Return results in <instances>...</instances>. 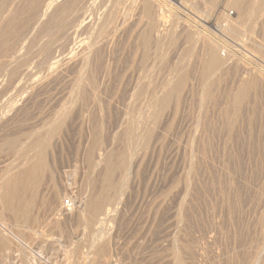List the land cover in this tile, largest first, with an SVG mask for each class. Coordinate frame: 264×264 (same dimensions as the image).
<instances>
[{"label":"rangeland","instance_id":"374dc122","mask_svg":"<svg viewBox=\"0 0 264 264\" xmlns=\"http://www.w3.org/2000/svg\"><path fill=\"white\" fill-rule=\"evenodd\" d=\"M47 1L48 0H0V119L3 120L4 118L5 120L6 118L8 120L0 121V125L5 122L0 126V144L1 146L3 145L2 147L0 146V156H3L0 157V164L2 161H4L2 162L3 165L1 164L0 166V179H2L0 184H4L3 182L8 180L9 178L16 177L20 171V175L18 174L17 179L20 178L19 184H21L22 186L19 185L18 189L22 188L23 191L29 189L28 191L26 190L28 193H26V191L23 192L21 189L22 192L20 193L21 195H19L21 198L19 199L18 196L19 202H21L22 200L26 201H22L21 203H27V206L24 204L23 206L21 205V203H17L18 199H16V202L14 199L11 201L15 202V205H12L13 203L5 204L0 198V220H2L0 221V250L2 251L0 253V255L2 254L0 256V264H4L5 262V264H31V260L32 264H99V262L103 259V256H107L108 263L110 262L109 264H171V254L172 252L175 254L176 251H174V249L176 247L200 245L223 247L224 249L221 248V250H224L223 252L226 253L223 254L222 259L224 260L222 261L225 263L227 262L226 264H230L228 262L231 261L230 258H232L231 255H233L232 250L234 248L245 250L244 246H246V249L249 248L248 246H250L251 249L256 246L263 247L264 227H262V225L264 226V224H261L263 223L261 222L262 206L259 205L264 204L262 203L264 202V199L262 200V198H264V160L262 161L264 156V141H261L264 140V0H148L149 2L146 0L148 4L150 3L148 10L149 14L145 12V10H143L144 4L141 3H145L144 0H135V3L133 0L132 3L134 4H132L130 0H93L94 3L92 0H88L91 3H89L88 1L87 3L85 0H79L78 2H75L76 4H78L77 8H75L76 4H74L73 0L72 2L71 0H66L67 4L69 2L71 3L68 4L70 7H68L67 4L64 5L65 0H59L60 4L58 0H55V2H57L52 4L48 11L45 10L44 5L47 3ZM139 1L140 4L138 3ZM81 2H83L84 5H82ZM159 3H162V6L164 8L159 7ZM61 4H63L64 6ZM60 5L62 6V8H60ZM79 5L82 6L80 7ZM125 5H127V7ZM105 6L107 7L106 9ZM152 6H154L153 8H155L154 11ZM102 8L104 11L102 10ZM74 9L75 13H72ZM132 9H134V11H132ZM53 10H56L55 14L58 13V15L55 16ZM58 10L60 12L65 10L66 14L63 15L59 13ZM79 10H86L88 13H90L91 18L92 20L94 19V21L99 19L98 25L96 26L95 30L96 32L88 29L84 31V34L82 33L83 35H79L77 36V38H75V41H78V39L80 40L81 36V39L91 36L90 39L92 41H99L96 42L99 43L96 45L97 49L95 47L93 50L95 51L96 49L98 53L96 51L92 52V58L90 59H93L92 61L96 62V64H92L93 62L91 61L92 65L89 66L90 62H88V65H86V67H88H85L86 69L71 67V70L69 71L66 68L70 69V66L66 65L64 67L65 64L62 63L63 66L61 67L60 65V67H56V69H54L56 72L53 73V70L48 69L49 59L47 58L51 57L50 54H52L53 56L57 54L58 50H60L59 47L64 44L62 42H65L67 39L65 38V36H68L67 32H65L64 29L66 27L65 25L72 19L74 15H76ZM119 10L122 11L120 12ZM51 11L53 12L50 13ZM165 11L167 14L164 13ZM48 13L51 16L48 15ZM129 13L132 15L130 16ZM140 13H144L145 15ZM60 15L61 17L63 16V18H61ZM98 15L101 16L98 17ZM120 15L122 16L120 17ZM124 15L127 17H125ZM160 15L163 16L161 17ZM41 16H43L42 20H40ZM52 16L55 17L53 18ZM129 16L131 20L130 23L128 18ZM131 17L132 19H134L132 20ZM160 17V21L163 24L159 23L160 21L158 22ZM189 17L192 19H190ZM50 18H52L53 22L50 20ZM126 18L128 19V22L126 21ZM49 20L52 23L51 25H49ZM118 21H122V23H119ZM164 21H166V23ZM45 22L49 24L46 25ZM114 22L117 26L114 25ZM110 24L113 25L111 26ZM133 24L135 26H133ZM43 26L46 28H44ZM48 26L49 29H51L50 31L47 28ZM114 26L117 27L118 30ZM19 27L20 29H18ZM122 27H125L127 30L124 28V31L121 32L123 30L121 29ZM39 28L42 31H40ZM111 28H115L117 33H115L113 31L114 29ZM160 28L162 29V31ZM49 32H54L53 34L56 35H53L52 38V34H50ZM60 32L62 34H60ZM64 32L66 34H64ZM89 32H93V34H90ZM127 32L131 33L129 34ZM94 33L96 34L95 36ZM111 33L112 35H114L115 33V36H112ZM118 33L120 37L117 40L116 37L118 35L116 36V34ZM59 34L62 36L58 37ZM105 34H107V37L105 36ZM127 34L130 36L128 37ZM63 35L65 36L63 37ZM111 37H114L116 41H114V38L111 39ZM105 39H107V42L110 46L107 44ZM223 40H225V42ZM101 42H103L104 44L102 43L101 45ZM217 42H222V45L221 43L219 44ZM114 43H116L117 46ZM77 44L78 42L74 45L75 48L77 47ZM55 45L58 46L53 48V46ZM99 45L102 50H100V48L98 47ZM107 45L109 47H111L112 45L113 48L111 47L109 49V47H106ZM214 46H217V50L219 52L216 50V52H218L216 54L218 59H220L215 66L211 67L209 66L210 49ZM225 47L229 48L226 49ZM113 49L116 50L113 51ZM232 49H234L235 51ZM75 50H78V48ZM233 52L235 53V55ZM101 54L105 58H103ZM97 55H99L100 58L95 57ZM101 57L102 60H100ZM96 58L99 61H97ZM243 59L244 61H242ZM43 65L45 67H43ZM256 65L257 68H255ZM216 67L218 70L216 69ZM58 68H63V71L60 69L59 70L65 74H63L59 70L58 72ZM209 68L212 70H209ZM248 69H250V72ZM22 70L25 71L23 72ZM83 70L85 74L83 73ZM86 70L87 73L88 70H90V74L91 72L95 74H92L91 77L89 73H86ZM45 71H47L48 73ZM81 75H83V78H81ZM48 76H50L49 78L60 79H52L53 81H51V79H48ZM60 76L65 79L62 80L63 78ZM94 76H97V81H94L96 80ZM170 76L171 78H173L171 79ZM44 77H47L46 80H43L45 79ZM78 77H80L81 79L78 80ZM84 77H91V80L94 77V79L92 80L94 81V86H92L90 79H88L90 81L89 82L87 79L86 81ZM73 78H75V80H73ZM77 80L82 83L85 80L84 83H89L82 85V83L77 82ZM98 80H100V83H98ZM169 80L173 82H170ZM40 81L45 86L42 85ZM72 82H74L75 84L77 82V84L75 85ZM213 82H215V84L217 85H215ZM35 84L38 86H35ZM247 85L248 87H246ZM72 86L73 89L71 88ZM75 88L77 92L75 91ZM71 89L74 93L71 91ZM239 89L244 92L242 96L243 98H241L239 101H236L234 99V93H236ZM36 91H38V93ZM136 91L138 92V94H136ZM141 91L145 92L140 93ZM100 92H102V95ZM77 93L79 95L76 96ZM204 94L206 98L204 97ZM136 96H138V98H136ZM157 100L160 103H157ZM153 101H155L154 104ZM71 102H74V104H72ZM214 102L218 104H215ZM84 104L86 107L84 106ZM10 106L15 107L10 108ZM57 107L59 108V110ZM15 108L17 110H13ZM23 108L25 109L23 110ZM60 108L62 111H60ZM70 108H72V111ZM12 111L15 113H13ZM67 111L70 114H67ZM62 113L65 114L63 115ZM60 114L65 116V118ZM60 119L61 122L59 121ZM50 121H54L52 123H55L57 121V127H54L55 124H52ZM58 122H60V125H58ZM48 123L52 124L50 125V128H47V126L49 125ZM47 131L48 133L45 134ZM206 131L209 134H207ZM25 132H27V134ZM32 132L34 135L32 134ZM37 133L39 134V136ZM93 133L95 134V136H93ZM154 134H157V137ZM13 135L14 137H12ZM8 136L10 139L8 138ZM23 136L25 139L23 138ZM35 136L37 137L36 139L41 138V140L38 139V142L34 141ZM5 137H7L8 139ZM26 137L32 139L28 141L29 139H27ZM1 138L5 140H2V142ZM18 139L20 142L18 141ZM94 139L96 142L93 141ZM16 141H18L19 143H16ZM31 141H34V143H36L34 144L32 142V144H30ZM40 141L42 144L39 143ZM89 141L91 147H89ZM99 141L100 146L97 144ZM142 141L145 145H142L141 147V144H143ZM93 142H95L96 144H94ZM92 143L94 144V146ZM28 144H30L31 146H28ZM38 144L40 145L38 146ZM138 144H140V146ZM22 145L27 146L31 151H27L28 148H24V150ZM20 146L21 148L19 149ZM32 146L35 149L32 148ZM101 146L102 148L104 147V152L102 151ZM106 146L107 148H105ZM135 146L137 149L135 148ZM5 147L9 148L6 149ZM134 148L135 150H138L135 151V153L133 152ZM12 149L15 150L13 151ZM20 150L24 151L22 152ZM36 150L37 152L35 154ZM45 150L47 152H45ZM107 150L109 152H107ZM25 151L28 153L24 158L23 154L26 153ZM41 151L46 159L41 154ZM86 151L87 153H89L87 154ZM115 151L119 154H115ZM131 151L132 154L130 155ZM92 152L93 154L95 153L94 155H96L97 157H94L93 154H91ZM15 153H19L18 157ZM33 153L34 157L32 155ZM37 153L41 156L42 162L43 160L44 162L42 163L43 167H40V169H42L40 170L38 168L35 173V175L38 176V179L40 178V181H38L37 179V182H35L36 184H31L27 176L24 177L25 175L23 173V169H27L29 165H32L30 163H33L35 160L37 161L36 158L40 157L39 155H37ZM47 153L48 155H46ZM20 154H22L23 161H26L25 164V161L23 162L22 158H20ZM127 154L130 156H128ZM87 155L88 157L91 156L89 157L91 161L87 157V162V160L85 159ZM99 155H101V157ZM83 156L85 157L84 159L86 161L83 159ZM125 156L127 158H125ZM131 156H133L132 160ZM198 156L200 157L198 158ZM29 157H32L33 159L31 160ZM128 157H130V159H128ZM3 158H10L9 161L13 160V163L8 162V159H6V161ZM27 158L28 161L30 159L28 163L26 160ZM92 158L95 160L97 159V163L93 161ZM100 158V161L102 162L99 161ZM118 158H122L123 160L120 159L122 160L120 161ZM14 159H16L15 162ZM36 161L34 163H36ZM130 161L134 163V165L130 164ZM4 163L7 164L5 165ZM18 163L22 164L19 165ZM108 164L112 168H107ZM112 164L114 165V167ZM128 164H130L131 166H129ZM207 164L209 165V168ZM4 165L5 167L3 168L2 166ZM9 165L13 166V169H11L12 171L10 170V173L9 168L11 167H9ZM17 166H19L20 168ZM44 166L46 167V169H44ZM50 166H52V169L48 168ZM14 167L15 169H17L15 170ZM119 167L121 168L120 170L122 171L123 175L121 174V171L117 169ZM129 168H131V170L127 171ZM260 168L262 169L260 170ZM103 169L104 171L102 172ZM39 170L41 173L39 172ZM42 170H44L45 173ZM51 171H53V173ZM2 172H4V174ZM37 172L39 173L38 175ZM21 173H23V175ZM244 173L245 175H247V177L244 175ZM10 174L12 175V177ZM112 174L115 175L113 176ZM116 174L118 175V178H115L114 180L113 178L115 176L117 177ZM4 175L7 177V179H5L6 177ZM54 175H56L57 178L54 177ZM125 175L126 179L123 178ZM21 178H23V180ZM111 179H113L114 181ZM20 180L28 181L29 185H27L29 187L27 185H24L27 182L24 183ZM50 180L53 181L51 182ZM67 180H70V183ZM88 180L90 181L88 182ZM235 180L239 184L235 183ZM65 181L68 183L66 184ZM97 181L99 182V184L97 183ZM41 182H44V184H42ZM87 182L91 185H89ZM109 182L113 183L109 184ZM57 183H59V187L61 188V190L64 189L63 191L60 190V188L57 186ZM222 183H224V185L226 183V185L223 186ZM100 184H102V186ZM1 185L0 188L2 187ZM103 185L108 187L104 188ZM110 185H112V187ZM118 185L120 187H118ZM26 186L28 188H26ZM42 186L44 187L42 188ZM80 186H83L84 188H81ZM23 187L26 189H24ZM45 187L48 189H46ZM98 187L100 190H98ZM262 187L263 189H261ZM31 188V192H35L36 196L39 199L36 198V196H32L35 195V193L31 194V192H29ZM114 188L119 189L117 190V193L119 192V195H117V193H112L116 191ZM1 189L0 191H2ZM38 189L41 191H39ZM96 189L98 190L99 194L94 192L92 196H90L89 194H91L93 191L97 192ZM121 189L123 191L120 192ZM55 190L57 192L60 191L61 193L58 192L57 195ZM87 190H89V194ZM85 191L87 192L85 193ZM100 192H103L102 195L106 197L105 202L107 203V205L105 207L110 208L111 211L114 208V210L116 209V211H112V215L105 217V219H102L100 227L102 230L103 239L101 236L100 239L102 240L98 239V242L96 241L94 244L95 246L93 245V247L89 249L91 241L90 238L91 236H93L94 231H96L97 224L93 225V222H91V218H89L90 214L87 217V214L90 213L89 210H91V207L88 205H91L93 202H95V200L99 198V196H102ZM107 192H109L108 195ZM23 194L24 196H22ZM26 194L27 196L25 197ZM50 194H52V197L50 196L49 198ZM61 194H65L64 197L66 198L63 199V195ZM95 194L96 196H94ZM235 194L237 196H235ZM30 195L32 197H30ZM53 195H56V197H58L57 199L54 196V198L58 200V202L53 198ZM67 195L69 197H67ZM109 195L111 197H108ZM60 196L62 197V200L60 199ZM251 196L254 198H252ZM79 197L81 198V200ZM83 197L84 199H82ZM29 198L33 199L32 202ZM85 198L86 200L90 199V201L88 202L91 203L89 204L88 202H86ZM94 198L96 199L94 200ZM41 199L43 200L42 204L45 206L42 208ZM53 199L55 201V205L52 202ZM238 199L239 201H237ZM46 200L51 204L49 203V205ZM67 200H69V205L67 204ZM29 201L32 203V205L29 204ZM33 201H35V204ZM109 201L111 202L109 203ZM119 201L121 202L119 203ZM78 202L80 205L78 204ZM85 202L88 204L84 205L86 204ZM116 202L117 206L115 205ZM16 203L19 205H17ZM45 203H47L48 206L45 205ZM56 203H58L60 206H58V204ZM61 203L63 204V206ZM75 204L78 206H75ZM110 204H112L113 207ZM9 205H11L10 210H7V208H9ZM64 205L66 207H64ZM22 206L23 208L21 209ZM47 207L49 210H53V212L57 209H67H62L61 211L57 210L58 216L55 215L56 217H54L53 215L56 214V211L54 213H51L47 209ZM72 207L74 208L71 209ZM88 207H90L89 210ZM4 208L7 211H5ZM45 208L48 211L44 210ZM76 208L78 209L76 210ZM86 208L88 211L85 210ZM12 209L13 212L11 211ZM19 209L21 210L20 212ZM25 209L27 212L25 211ZM81 210L83 211V213L85 212L84 214H86V211L88 212L85 217L82 216V214L80 217ZM226 210L228 212H226ZM10 211L11 214H14L9 215ZM14 211H18L19 213ZM5 212H7L8 214ZM47 212L52 216L50 217ZM20 214H23L22 217ZM28 214L30 215L29 218H27ZM33 214L36 215L33 216ZM14 215L17 217V219ZM42 215H44L45 217L47 216V218L49 217V221L53 220L54 218L55 219L49 222L48 219L43 216V218L45 219L44 221V219H42ZM71 217L73 218L72 220L70 219ZM82 217L84 219H82ZM67 218L71 220H68L69 223L66 220ZM86 218H88L89 220ZM14 220L17 224L13 222ZM33 220L34 222H32ZM38 220L41 222L42 227ZM86 220L88 222H86ZM259 220H261V223L259 222ZM46 222H48L49 224ZM51 222H53L54 225L57 223V225H55L57 228L53 224H51ZM59 223L61 225L63 224V226L61 227ZM86 223L88 224V226ZM36 224L38 225L33 226ZM26 225L30 226L28 227ZM51 225H53L52 227L54 229L51 227ZM46 226L47 228H45ZM58 228H60L61 230ZM49 230L52 232H49ZM40 231L42 233H45L46 235L42 234ZM38 232H40V234H38ZM6 234L7 237L9 235L11 237L9 236L7 238ZM41 234L44 235V237H41ZM204 235H206V237H204ZM68 240L70 241V243ZM101 244H103L102 247ZM238 246H243V248ZM35 251L37 252V254ZM94 251L99 255V258L98 255H95ZM86 252H89V254ZM75 254H77L78 256H75ZM92 254H94V256ZM50 255L53 258L50 257ZM89 255L93 256L94 258L97 256L95 258L97 259V262L95 263L94 261L96 260L92 259L93 257H90ZM88 256L89 258H87ZM78 257H81V259H79ZM90 258L94 261H92Z\"/></svg>","mask_w":264,"mask_h":264},{"label":"bare ground","instance_id":"6f19581e","mask_svg":"<svg viewBox=\"0 0 264 264\" xmlns=\"http://www.w3.org/2000/svg\"><path fill=\"white\" fill-rule=\"evenodd\" d=\"M23 1H24V0H23ZM26 1H27V0H26ZM58 1H59V0H58ZM73 1H74V4H76L75 2H78L79 0H73ZM80 1H81V0H80ZM83 1H84V0H83ZM85 1L87 2L88 0H85ZM92 1H93V0H92ZM137 1H138V0H137ZM137 1H136V3H137ZM140 1H141V0H140ZM140 1L138 2L139 4H140ZM142 1H143V0H142ZM144 1H145V3H141V4H144V6H143V10H145V12L148 13V10H149V4H150V3L148 4V2H149L148 0H147L148 2H147L146 0H144ZM164 1H165V0H164ZM29 2H30V1H29ZM39 2H40V1H39ZM45 2H46V1H45ZM56 2H57V1H56ZM56 2H55V0H48L47 3L44 4V5H45V10L48 11V9L52 6V4H54V3H56ZM61 2H62V1H61ZM68 2H69V1H68ZM71 2H72V0H71ZM88 2H89V1H88ZM88 2H87V3H88ZM108 2H109V1H108ZM130 2L132 3L133 0H132V1L130 0ZM155 2H156V1H155ZM63 3H64V1H63ZM81 3H82V5H84L83 2H81ZM89 3H91V2H89ZM93 3H94V1H93ZM93 3H92V4H93ZM100 3H101V2H100ZM128 3H129V1H128ZM134 3H135V0H134ZM134 3H132V4H134ZM157 3H158V2H157ZM59 4H60V1H59ZM66 4H67V3H66V0H65V4H64V5H66ZM68 4H71V3L69 2ZM68 4H67V5H68ZM109 4H110V3H109ZM115 4H116V3H115ZM8 5H9V4H8ZM25 5H26V4H25ZM44 5H43V7H44ZM61 5H63V4H61ZM61 5H60V6H61ZM64 5H63V6H64ZM77 5H78V4H76V7H75L74 5H73V6H74L75 8H77ZM82 5H79V6L81 7ZM93 5H94V4H93ZM107 5H108V4H107ZM158 5H159V7H163V6H162V3H159ZM164 5H165V4H164ZM168 5H169V4H168ZM6 6H7V5H6ZM19 6H20V5H19ZM57 6H58V5H57ZM73 6H72V7H73ZM86 6H87V5H86ZM86 6H85V8H86ZM89 6H90V5H89ZM102 6H103V5H102ZM125 6L127 7V5H125ZM132 6H133V5H132ZM140 6H141V5H140ZM154 6H155V5H154ZM154 6H152V8H153ZM165 6H166V5H165ZM7 7H8V6H7ZM58 7H59V6H58ZM68 7H70V6L68 5ZM72 7H71V8H72ZM135 7H136V6H135ZM34 8H35V7H34ZM60 8H62V6H61ZM63 8H64V7H63ZM71 8H70V9H71ZM93 8H94V7H93ZM106 8H107V7L105 6V9H106ZM163 8H164V7H163ZM180 8H181V7H180ZM41 9H42V8H41ZM57 9H58V8H57ZM68 9H69V8H68ZM68 9H67V10H68ZM87 9H88V8H87ZM122 9H123V6H122ZM134 9H135V8H134ZM134 9H132V11H134ZM150 9H151V8H150ZM154 9H155V8H153V11H154ZM156 9H157V7H156ZM159 9H160V8H159ZM171 9H172V8H171ZM5 10H6V9H5ZM21 10H22V9H21ZM30 10H31V9H30ZM61 10H62V9H61ZM65 10H66V8H65ZM65 10H64V11H61V12L58 10V12L64 15V14H66V13H65ZM93 10H94V9H93ZM102 10H103V8H102ZM113 10H114V9H113ZM140 10H141V9H140ZM173 10H174V8H173ZM11 11H12V10H11ZM40 11H41V10H40ZM40 11H39V12H40ZM53 11H54V10H53ZM53 11H51L50 13H52ZM55 11H56V10H55ZM55 11H54V15L56 16V15H58V13L55 14ZM103 11H104V10H103ZM119 11H120V10H119ZM121 11H122V10H121ZM121 11H120V12H121ZM137 11H138V10H137ZM155 11H156V10H155ZM12 12H13V11H12ZM45 12H46V11H45ZM45 12H44V13H45ZM66 12H67V11H66ZM110 12H111V11H110ZM112 12H113V11H112ZM123 12H124V11H123ZM156 12H157V11H156ZM18 13H19V12H18ZM46 13H47V12H46ZM72 13H75V9L73 10ZM95 13H96V10H95ZM95 13H94V14H95ZM101 13H102V12H101ZM101 13H100V14H101ZM117 13H118V12H117ZM130 13H132V12H130ZM130 13H129V14H130ZM133 13H134V12H133ZM147 13H146V14H147ZM151 13H152V12H151ZM164 13H166V11H165ZM23 14H24V13H23ZM97 14H98V13H97ZM120 14H121V13H120ZM136 14H137V13H136ZM140 14H144V13H140ZM148 14H149V13H148ZM161 14H162V12H161ZM166 14H167V13H166ZM0 15H1V14H0ZM35 15H36V14H35ZM43 15H44V14H43ZM48 15H50V14L48 13ZM101 15H102V14H101ZM101 15H100V16H101ZM122 15H123V13H122ZM122 15H120V17H121ZM131 15H132V14H130V16H131ZM144 15H145V14H144ZM144 15H142V16H144ZM151 15H152V14H151ZM155 15H156V14H155ZM177 15H179V14H177ZM234 15H235V14H234ZM13 16H14V15H13ZM25 16H26V15H25ZM30 16H31V15H30ZM50 16H51V15H50ZM55 16H54V17H55ZM100 16L98 15V17H100ZM116 16H117V15H116ZM124 16H125V15H124ZM130 16L128 17V18H129V23H130V21H131V20H130ZM147 16H148V15H147ZM152 16H153V15H152ZM152 16H151V17H152ZM160 16H161V15H160ZM162 16H163V15H162ZM162 16H161V17H162ZM17 17H18V16H17ZM42 17H43V16H41V19H40V20H42ZM52 17H53V16H52ZM54 17H53V18H54ZM60 17H61V15H60ZM125 17H127V16H125ZM125 17H124V18H125ZM137 17H139V16H137ZM161 17L159 18V20L157 19L158 22L161 20ZM178 17H180V16H178ZM246 17H247V16H246ZM4 18H5V17H4ZM24 18H25V17H24ZM47 18H49V17H47ZM56 18H57V17H56ZM61 18H63V16H62ZM64 18H65V17H64ZM70 18H71V17H70ZM122 18H123V17H122ZM135 18H136V17H135ZM148 18H149V17H148ZM163 18H164V17H163ZM163 18H162V19H163ZM189 18H190V17H189ZM238 18H239V17H238ZM241 18H242V17H241ZM243 18H244V17H243ZM7 19H8V18H7ZM96 19H98V18H96ZM100 19H101V18H100ZM118 19H119V18H118ZM131 19H132V17H131ZM133 19H134V18H133ZM133 19H132V20H133ZM151 19H153V18H151ZM190 19H192V18H190ZM9 20H10V19H9ZM11 20H12V19H11ZM47 20H48V19H47ZM50 20L52 21V18H50ZM50 20L48 21L50 24L45 22L46 25H47V24H49V25L52 24V23L50 22ZM58 20H59V19H58ZM58 20H57V21H58ZM120 20H121V18H120ZM124 20H125V19H124ZM135 20H136V19H135ZM138 20H139V19H138ZM157 20H156V21H157ZM165 20H166V19H165ZM167 20H168V19H167ZM186 20H187V19H186ZM18 21H19V20H18ZM45 21H46V20H45ZM98 21H99V19H98V20H95V21H94V19L92 20L90 13H88L86 10H79V11L76 13V15H74V16L72 17V19H71V20L65 25L66 27H65L64 29H65V32H67V35H68V36L66 37L65 35H63V37L65 36V38H67L66 41L64 40L65 42H62V43H64V44L61 43L62 45H61V47H59L60 50L57 49V50H58V51H57V54H55V55H53V56H52V54H50L51 57H50V58H47V59H49V62H48V69H49V70H53V71H54L53 73H55L56 71H55L54 69H56V67H60V65H61V67H62V66H63L62 63L65 64L64 67H65L66 65H67V66H68V65L70 66V69H69V68H66V69H68L69 71L71 70V67L85 68L86 65H88V64H87L88 62H90L89 66L92 65V64H94V63L96 64V62H93V61H92L93 59H92V60H90V59L92 58V57H91L92 52H95L96 49H97L96 45L99 44V43H96V42H97L98 40H97V41H92V40L90 39L91 36H88V37L83 38V39H81V38H82V36H81L80 40L78 39V41H75V38H77V36H79V35H83V34H84V31H86V30H88V29H91L92 31H95V30H96V26L98 25ZM115 21H117V20H115ZM122 21H123V20H122ZM122 21H121V22L118 21V22H119V23H122ZM126 21L128 22V19H127V18H126ZM148 21H149V20H148ZM192 21H193V20H192ZM196 21H197V20H196ZM52 22H53V21H52ZM149 22H150V21H149ZM164 22L166 23V21H164ZM22 23H23V22H22ZM45 23H44V24H45ZM55 23H56V22H55ZM57 23H58V22H57ZM59 23H60V22H59ZM106 23H107V22H106ZM106 23H105V24H106ZM123 23H124V22H123ZM132 23H133V22H132ZM132 23H131V24H132ZM135 23H136V22H135ZM135 23H134V24H135ZM159 23H161V21H160ZM189 23H190V22H189ZM189 23H188V24H189ZM196 23H197V22H196ZM229 23H230V22H229ZM38 24H39V23H38ZM53 24H54V23H53ZM116 24H117V23H116ZM124 24H125V23H124ZM134 24H133V26H135ZM148 24H149V23H148ZM161 24H163V23H161ZM235 24H236V23H235ZM6 25H7V24H6ZM39 25H40V24H39ZM46 25H45V26H46ZM110 25H111V24H110ZM112 25H113V24H112ZM112 25H111V26H112ZM114 25H115V22H114ZM118 25H120V24H118ZM156 25H157V24H156ZM166 25H167V24H166ZM168 25H169V24H168ZM233 25H234V24H233ZM24 26H25V24H24ZM26 26H27V25H26ZM115 26H117V25H115ZM115 26H114V27H115ZM124 26H125V25H124ZM128 26H129V25H128ZM195 26H196V25H195ZM7 27H8V26H7ZM10 27H11V26H10ZM40 27H41V26H40ZM43 27H44V26H43ZM53 27H54V26H53ZM53 27H51V28H53ZM103 27H104V25H103ZM118 27H120V26H118ZM125 27H126V26H125ZM125 27H124V28H125ZM130 27H131V26H130ZM155 27H156V26H155ZM165 27H166V26H165ZM44 28H46V27H44ZM47 28L49 29V26H48ZM54 28H55V27H54ZM107 28H108V27H107ZM115 28H117V27H115ZM115 28H111V29H114L113 31H114L115 33H117L116 30H115ZM124 28L122 27L121 29H123V30H122V31L120 30V31L123 32V31H124ZM126 28H127V27H126ZM126 28H125V29H126ZM128 28H129V27H128ZM4 29H5V28H4ZM18 29H20V27H19ZM33 29H34V28H33ZM41 29H42V28H41ZM55 29H56V28H55ZM129 29H130V28H129ZM160 29H161V28H160ZM167 29H168V28H167ZM204 29H205V28H204ZM9 30H10V29H9ZM9 30H8V31H9ZM22 30H23V29H22ZM24 30H25V29H24ZM28 30H29V29H28ZM39 30H40V28H39ZM50 30H51V29H49V31H50ZM104 30H105V28H104ZM107 30H108V29H107ZM117 30H118V28H117ZM126 30H127V29H126ZM148 30H150V29H148ZM165 30H166V29H165ZM201 30H202V29H201ZM25 31H26V30H25ZM40 31H42V30H40ZM109 31H110V30H109ZM111 31H112V30H111ZM161 31H162V29H161ZM26 32H27V31H26ZM62 32H63V30H62ZM65 32H64V34H66ZM95 32H96V31H95ZM103 32H104V31H103ZM145 32H147V31H145ZM159 32H160V31H159ZM164 32H165V31H164ZM207 32H209V31H207ZM207 32H206V33H207ZM211 32H212V31H211ZM42 33H43V32H42ZM49 33H50V32H49ZM53 33H54V32H53ZM53 33H50V34H52V38H53V35H56V34H53ZM55 33H56V31H55ZM82 33H83V34H82ZM89 33H90V32H89ZM101 33H102V32H101ZM105 33H106V32H105ZM115 33H114V35H112V33H111V35H112V36H115ZM127 33H129V32H127ZM130 33H131V32H130ZM130 33H129V34H130ZM137 33H138V32H137ZM203 33H204V32H203ZM19 34H20V33H19ZM21 34H22V33H21ZM23 34H24V33H23ZM25 34H26V33H25ZM40 34H41V32H40ZM60 34H62V33L60 32ZM60 34L58 35V37L62 36V35H60ZM90 34H93V32H91ZM103 34H104V33H103ZM123 34H124V33H123ZM123 34H122V35H123ZM95 35H96V34L94 33V36H95ZM100 35H101V34H100ZM106 35H107V34H105V36H106ZM111 35H109V36H111ZM117 35H118V36H117ZM127 35H128V34H127ZM158 35H159V34H158ZM203 35H204V34H203ZM208 35H210V34H208ZM217 35H218V33H217ZM14 36H15V34H14ZM21 36H22V35H21ZM21 36H20V37H21ZM27 36H28V35H27ZM97 36H98V35H97ZM109 36H108V37H109ZM116 36H117L116 38H117V40H118V38L120 37L119 33L116 34ZM129 36H130V35H128V37H129ZM134 36H135V35H134ZM140 36H141V35H140ZM219 36H220V35H219ZM24 37H25V36H24ZM58 37H57V38H58ZM102 37H103V35H102ZM106 37H107V36H106ZM211 37H212V36H211ZM6 38H7V37H6ZM41 38H42V37H41ZM65 38H61V39H65ZM112 38H114V37H111V39H112ZM146 38H147V37H146ZM146 38H145V39H146ZM109 39H110V38H109ZM131 39H132V38H131ZM212 39H213V38H212ZM220 39H221V38H220ZM20 40H21V38H20ZM105 40H106V42H107V39H105ZM132 40H133V39H132ZM134 40H135V39H134ZM11 41H12V40H11ZM14 41H15V40H14ZM23 41H24V40H23ZM58 41H59V40H58ZM58 41H57V42H58ZM62 41H63V40H62ZM102 41H104V40H102ZM114 41H116L115 38H114ZM143 41H144V40H143ZM202 41H203V40H202ZM215 41H216V40H215ZM218 41H219V40H218ZM223 41L225 42V40H223ZM8 42H9V40H8ZM20 42H22V41H20ZM39 42H40V40H39ZM57 42H56V43H57ZM77 42H78V44H77V47L75 48L74 45H75ZM98 42H99V41H98ZM212 42H214V41H212ZM12 43H13V42H12ZM14 43H15V42H14ZM33 43H34V42H33ZM59 43H60V42H59ZM102 43H103V42H101V45H102ZM141 43H142V42H141ZM217 43H219V42H217ZM220 43H221V45H222V42H220ZM220 43H219V44H220ZM3 44H4V43H3ZM19 44H20V43H19ZM41 44H43V43H41ZM103 44H104V43H103ZM107 44L109 45L108 42H107ZM111 44H112V43H111ZM114 44H116V43H114ZM134 44H135V43H134ZM143 44H144V42H143ZM145 44H146V43H145ZM202 44H204V43H202ZM45 45H46V44H45ZM108 45L106 46L107 48L110 46V45H109V46H108ZM135 45H136V44H135ZM138 45H139V44H138ZM227 45H228V44H227ZM229 45H230V44H229ZM57 46H58V45H57ZM57 46L55 45V46H53V48H55V47H57ZM103 46H104V45H103ZM116 46H117V44H116ZM204 46H205V45H204ZM223 46H224V45H223ZM95 47H96V49H95V51H93ZM98 47L100 48V45H99ZM101 47H102V46H101ZM106 47H105V48H106ZM111 47H112V45H111ZM111 47H109V49H110ZM206 47H207V46H206ZM41 48H42V47H41ZM41 48H40V49H41ZM77 48H78V50H75V49H77ZM112 48H113V47H112ZM225 48H226V47H225ZM228 48H229V47H228ZM228 48H226V49H228ZM0 49H1V47H0ZM2 49H3V48H2ZM40 49H39V50H40ZM207 49H208V48H207ZM222 49H223V47H222ZM100 50H102V48H100ZM104 50H105V49H104ZM115 50H116V49H115ZM115 50L113 49V51H115ZM216 50H217V46H214L213 48L210 49V62H209V66H211V67L215 66V65L219 62V59H220V58L218 59L217 54H216V53H218L219 51L217 50L218 52H216ZM232 50H234V49H232ZM232 50H231V51H232ZM109 51H110V50H109ZM109 51H108V52H109ZM225 51H226V50H225ZM234 51H235V50H234ZM47 52H48V51H47ZM96 52H97V51H96ZM99 52H100V51H99ZM104 52H105V51H104ZM106 52H107V50H106ZM227 52H228V51H227ZM42 53H43V52H42ZM97 53H98V52H97ZM222 53H223V52H222ZM233 53H234V52H233ZM43 54H44V53H43ZM47 54H48V53H47ZM103 54H105V53H103ZM16 55H17V54H16ZM44 55H45V54H44ZM48 55H49V54H48ZM93 55H94V53H93ZM101 55H102V54H101ZM109 55H110V54H109ZM114 55H115V54H114ZM234 55H235V53H234ZM42 56H43V55H42ZM142 56H144V55H142ZM218 56H219V55H218ZM236 56H237V55H236ZM8 57H9V56H8ZM15 57H16V56H15ZM95 57L98 58L99 55H97V56H95ZM102 57L105 58L103 55H102ZM102 57H101L100 60H102ZM106 57H107V55H106ZM182 57H183V56H182ZM41 58H42V57H41ZM97 58H96V59H97ZM99 58H100V57H99ZM108 58H109V57H108ZM112 58H113V57H112ZM143 58H144V57H143ZM208 58H209V57H208ZM241 58H242V57H241ZM96 59H95V60H96ZM107 60H108V59H107ZM248 60H249V59H248ZM250 60H251V59H250ZM45 61H46V60H45ZM45 61H44V62H45ZM91 61H92L93 63H92ZM97 61H99V60L97 59ZM105 61H106V60H105ZM105 61H103V62H105ZM109 61H110V60H109ZM242 61H244V59H243ZM27 62H28V61H27ZM42 62H43V61H42ZM245 62H246V60H245ZM245 62H244V63H245ZM24 63H25V62H24ZM91 63H92V64H91ZM97 63H98V62H97ZM247 63H248V62H247ZM95 64H94V65H95ZM108 64H109V63H108ZM239 64H240V63H239ZM4 65H5V64H4ZM58 65H59V66H58ZM94 65H93V66H94ZM101 65H102V64H101ZM103 65H104V64H103ZM257 65H258V64H257ZM257 65H256L255 68H257ZM20 66H21V65H20ZM228 66H230V65H228ZM249 66H251V65H249ZM43 67H45V66L43 65ZM87 67H88V66H87ZM87 67H86V68H87ZM95 67H96V66H95ZM253 67H254V66H253ZM26 68H27V67H26ZM29 68H30V67H29ZM86 68H85V69H86ZM89 68H90V67H89ZM89 68H88V69H89ZM93 68H94V67H93ZM103 68H104V67H103ZM248 68H249V67H248ZM46 69H47V68H46ZM59 69H60V68H58L57 71H58ZM90 69H91V68H90ZM94 69H95V68H94ZM216 69H217V67H216ZM243 69H244V68H243ZM26 70H28V69H26ZM60 70L63 71V68H61ZM60 70H59V71H60ZM209 70H212V69L209 68ZM217 70H218V69H217ZM248 70H249V72H250V69H248ZM257 70H258V69H257ZM262 70H263V69H262ZM22 71H23V70H22ZM22 71H21V72H22ZM24 71H25V70H24ZM24 71H23V72H24ZM59 71H58V72H59ZM62 71H60V72H62ZM64 71H65V68H64ZM81 71H82V69H81ZM89 71H90V70H88V73L90 74ZM97 71H98V70H97ZM101 71H102V70H101ZM213 71H214V70H213ZM215 71H216V70H215ZM258 71H259V70H258ZM45 72H47V71H45ZM66 72H67V71H66ZM77 72H78V71H77ZM239 72H240V71H239ZM47 73H48V72H47ZM62 73H63V72H62ZM70 73H71V72H70ZM74 73H75V70H74ZM74 73H73V74H74ZM83 73H84V70H83ZM86 73H87V70H86ZM88 73H87V74H88ZM177 73H178V72H177ZM212 73H213V72H212ZM15 74H16V73H15ZM20 74H21V73H20ZM22 74H23V73H22ZM49 74H50V73H49ZM51 74H52V73H51ZM59 74H60V73H59ZM63 74H65V73H63ZM76 74H78V73H76ZM84 74H85V73H84ZM84 74H83V75H84ZM92 74H95V73H92V72H91L90 76H91ZM262 74H263V73H262ZM47 75H48V74H47ZM56 75H57V74H56ZM56 75H55V76H56ZM67 75H68V74H67ZM79 75H80V73H79ZM83 75H81V78H83ZM96 75H97V74H96ZM52 76H53V75H52ZM57 76H58V75H57ZM62 76H63V75H62ZM62 76H60V77H62ZM87 76H89V75H87ZM102 76H103V74H102ZM4 77H5V76H4ZM49 77H50V76H48V79H49V80L51 79V81H53L54 79H56V78L53 79V78H49ZM91 77H92V76H91ZM91 77H89V78H85V77H84V79H85V80H86V79L88 80V79H90ZM94 77H95V76H94ZM94 77H93V79H94ZM96 77H97V76H96ZM96 77H95V78H96ZM140 77H141V76H140ZM166 77H167V76H166ZM222 77H223V76H222ZM44 78H45V77H44ZM46 78H47V77H46ZM46 78H45V79L42 78V79H43V80H46ZM62 78H63V77H62ZM66 78H67V77H66ZM71 78H72V77H71ZM71 78H70V79H71ZM81 78L78 77V80H80ZM170 78H171V76H170ZM172 78H173V77H172ZM172 78H171V79H172ZM52 79H53V80H52ZM59 79H60V78H59ZM59 79H56V80H59ZM64 79H65V78H63L62 80H64ZM76 79H77V77H76ZM93 79H92V80H93ZM99 79H100V78H99ZM165 79H166V78H165ZM56 80H55V81H56ZM73 80H75V78H73ZM73 80H72V81H73ZM78 80H77V82H80V81H78ZM85 80H84V81H85ZM87 80H86V81H87ZM92 80L90 79L92 86H94V81H97V78H96V80H94V81H92ZM177 80H178V79H177ZM47 81H48V80H47ZM70 81H71V80H70ZM84 81H83V83H82V82H80V83H82V85H85V84H87V83L90 82V81L88 80L89 82L84 83ZM99 81H100V80H98V83H100ZM169 81H170V80H169ZM40 82H41V81H40ZM44 82H45V81H44ZM77 82H76V84H77ZM92 82H93V83H92ZM170 82H173V81H170ZM170 82H169V83H170ZM174 82H175V81H174ZM202 82H203V81H202ZM38 83H39V82H38ZM47 83H48V82H47ZM72 83H74V82H72ZM96 83H97V82H96ZM103 83H104V82H103ZM160 83H161V82H160ZM169 83H168V84H169ZM213 83L215 84V82H213ZM216 83H217V82H216ZM36 84H37V83H36ZM36 84H35V86H38V85H36ZM41 84H42V82H41ZM50 84H51V83H50ZM70 84H71V83H70ZM74 84H75V83H74ZM76 84H75V85H76ZM161 84H162V83H161ZM161 84H160V85H161ZM172 84H173V83H172ZM202 84H203V83H202ZM214 84H213V85H214ZM42 85H44V84H42ZM42 85H41V86H42ZM97 85H98V84H97ZM100 85H101V84H100ZM143 85H144V84H143ZM215 85H217V84H215ZM44 86H45V85H44ZM86 86H87V85H86ZM88 86H89V84H88ZM161 86H162V85H161ZM210 86H211V85H210ZM79 87H81V86H79ZM97 87H98V86H97ZM246 87H248V85H247ZM3 88H4V87H3ZM9 88H10V87H9ZM42 88H43V87H42ZM71 88L73 89V86H72ZM76 88H77V87H76ZM76 88H75V91L77 92ZM139 88H140V87H139ZM143 88H144V87H143ZM143 88H142V89H143ZM167 88H168V87H167ZM211 88H212V87H211ZM230 88H231V87H230ZM36 89H37V88H36ZM38 89H39V88H38ZM72 89H71V91H72ZM77 89H78V88H77ZM81 89H82V88H81ZM81 89H80V90H81ZM90 89H91V88H90ZM92 89H94V88H92ZM98 89H99V88H98ZM101 89H102V88H101ZM133 89H134V88H133ZM29 91H30V90H29ZM33 91H34V90H33ZM138 91H139V90H138ZM154 91H155V90H154ZM36 92L38 93V91H36ZM72 92H73V91H72ZM72 92H71V93H72ZM78 92H79V91H78ZM98 92H99V91H98ZM136 92H137V91H136ZM142 92H143V91H141L140 93H142ZM144 92H145V91H144ZM144 92H143V93H144ZM231 92H232V91H231ZM29 93H30V92H29ZM73 93H74V92H73ZM79 93H80V92H79ZM94 93H95V92H94ZM100 93H101V95H102V92H100ZM157 93H158V91H157ZM161 93H162V92H161ZM212 93H214V92H212ZM243 93H244V92H243L242 90H240V89L237 90V92L234 93L235 96L233 95V96H234V99H235L236 101H239L241 98H243V97H242V96H243ZM26 94H27V93H26ZM97 94H98V93H97ZM132 94H133V93H132ZM136 94H138V92H137ZM166 94H167V93H166ZM229 94H230V93H229ZM30 95H31V94H30ZM77 95H79V94L77 93L76 96H77ZM206 95H207V94H206ZM27 96H28V95H27ZM35 96H36V95H35ZM80 96H81V94H80ZM132 96H133V95H132ZM88 97H89V96H88ZM204 97H205V94H204ZM24 98H25V97H24ZM81 98H82V97H81ZM96 98H97V97H96ZM136 98H138V96H136ZM205 98H206V97H205ZM215 98H216V97H215ZM22 99H23V98H22ZM29 99H30V98H29ZM72 99H73V98H72ZM78 99H79V98H78ZM83 99H84V98H83ZM11 100H12V99H11ZM30 100H31V99H30ZM88 100H89V99H88ZM155 100H156V99H155ZM162 100H163V99H162ZM166 100H168V99H166ZM12 101H13V100H12ZM14 101H15V100H14ZM22 101H24V100H22ZM33 101H34V100H33ZM69 101H71V100H69ZM92 101H93V100H92ZM140 101H141V100H140ZM207 101H208V100H207ZM233 101H234V100H233ZM242 101H243V100H242ZM86 102H87V101H86ZM89 102H90V101H89ZM89 102H88V104H89ZM154 102H155V101H153V104H154ZM165 102H166V101H165ZM215 102H216V100H215ZM215 102H214V103H215ZM7 103H8V102H7ZM33 103H34V102H33ZM71 103H72V102H71ZM157 103H160V102L157 100ZM5 104H6V103H5ZM14 104H15V103H14ZM18 104H19V103H18ZM72 104H74V102H73ZM72 104H71V105H72ZM75 104H76V102H75ZM86 104H87V103H86ZM215 104H218V103H215ZM220 104H221V103H220ZM237 104H238V102H237ZM240 104H241V101H240ZM3 105H4V104H3ZM3 105H2V106H3ZM16 105H17V102H16ZM27 105H28V104H27ZM157 105H158V104H157ZM164 105H165V104H164ZM55 106H56V105H55ZM64 106H65V105H64ZM84 106H85V104H84ZM147 106H148V105H147ZM153 106H154V105H153ZM162 106H163V105H162ZM165 106H166V105H165ZM14 107H15V106H14ZM14 107H11V106H10V108H14ZM60 107H61V106H60ZM66 107H67V106H66ZM68 107H69V106H68ZM85 107H86V106H85ZM16 108H17V106H16ZM16 108L13 109V110H17ZM19 108H20V107H19ZM57 108H58V107H57ZM64 108H65V107H64ZM64 108H63V110H64ZM24 109H25V108H23V110H24ZM65 109H66V108H65ZM70 109H71V111H72V108H70ZM19 110H20V109H19ZM58 110H59V108H58ZM58 110H57V111H58ZM67 110H68V109H67ZM4 111H6V110H4ZM60 111H62L61 108H60ZM71 111H70V112H71ZM12 112H13V111H12ZM18 112H19V111H18ZM67 112H68V111H67ZM3 113H4V112H3ZM7 113H8V112H7ZM13 113H15V112H13ZM13 113H12V114H13ZM235 113H236V112H235ZM62 114H63V113H62ZM64 114H65V113H64ZM64 114H63V115H64ZM67 114H70V113L68 112ZM236 114H237V113H236ZM6 115H7V114H6ZM6 115H5V116H6ZM8 115H9V114H8ZM25 115H26V114H25ZM60 115H61V114H60ZM63 115H61V116H63ZM2 116H4V115H2ZM61 116H60V117H61ZM155 116H156V115H155ZM202 116H203V115H202ZM261 116H262V115H261ZM18 117H19V116H18ZM42 117H43V116H42ZM63 117L65 118V116H63ZM63 117H62V120H63ZM9 118H10V117H9ZM13 118H14V116H13ZM21 118H22V117H21ZM54 118H55V117H54ZM262 119H263V117H262ZM1 120H2V119H0V121H1ZM3 120H4V118H3ZM3 120H2V121H3ZM5 120H7V119L5 118ZM5 120H4V121H5ZM17 120H18V119H17ZM27 120H28V119H27ZM50 120H51V119H50ZM57 120H58V119H57ZM7 121H8V120H7ZM7 121H6V122H7ZM15 121H16V120H15ZM19 121H20V120H19ZM39 121H41V120H39ZM59 121L61 122V119H60ZM90 121H91V120H90ZM146 121H147V120H146ZM146 121H145V122H146ZM25 122H26V119H25ZM50 122H51V121H50ZM52 122H54V121H52ZM52 122H51V123H52ZM60 122H58V125H60V124H59ZM263 122H264V121H263ZM1 123H2V122H1ZM4 123H5V122H3L2 124H4ZM22 123H23V122H22ZM38 123H39V122H38ZM234 123H235V122H234ZM2 124H1V125H2ZM14 124H15V123H14ZM48 124H49V123H48ZM52 124H55L54 127H57V125H56V124H57V121H56L55 123H52ZM52 124H49V125L47 126V128H50V125H52ZM66 124H67V123H66ZM261 124H262V123H261ZM1 125H0V126H1ZM5 125H6V124H5ZM10 125H11V124H10ZM26 125H27V124H26ZM30 125H32V124H30ZM30 125H29V126H30ZM144 125H145V124H144ZM36 126H39V125H36ZM7 127H8V126H7ZM14 127H15V126H14ZM21 127H22V126H21ZM27 127H28V126H27ZM58 127H59V126H58ZM91 127H92V126H91ZM95 127H96V126H95ZM142 127H143V126H142ZM205 127H206V126H205ZM2 128H3V126H2ZM31 128H32V127H31ZM33 128H34V127H33ZM51 128H52V127H51ZM207 128H208V127H207ZM0 129H1V128H0ZM4 129H5V128H4ZM24 129H25V128H24ZM9 130H10V129H9ZM21 130H22V129H21ZM144 130H145V129H144ZM144 130H143V131H144ZM0 131H1V130H0ZM13 131H14V130H13ZM29 131H30V130H29ZM93 131H94V130H93ZM5 132H6V131H5ZM20 132H21V131H20ZM33 132H34V131H33ZM33 132H32V134H33ZM38 132H40V131H38ZM42 132H43V131H42ZM53 132H55V131H53ZM88 132H89V131H88ZM153 132H154V131H153ZM8 133H9V132H8ZM25 133L27 134V132H25ZM25 133H24V135H25ZM47 133H48V131H47L45 134H47ZM49 133H50V131H49ZM51 133H52V132H51ZM86 133H87V132H86ZM206 133H207V131H206ZM12 134H14V133H12ZM30 134H31V132H30ZM37 134H38V133H37ZM37 134H36V135H37ZM93 134H94V133H93ZM93 134H91V135H93ZM96 134H97V133H96ZM129 134H130V133H129ZM141 134H142V133H141ZM207 134H209V133H207ZM33 135H34V134H33ZM40 135H41V133H40ZM87 135H88V134H87ZM154 135H155V134H154ZM26 136H27V135H26ZM31 136H32V135H31ZM38 136H39V134H38ZM55 136H56V135H55ZM93 136H95V134H94ZM93 136H92V137H93ZM142 136H143V135H142ZM142 136H140V137H142ZM155 136L157 137V134H156ZM12 137H14V135H13ZM12 137H11V138H12ZM99 137H100V136H99ZM263 137H264V136H263ZM263 137H262V138H263ZM3 138H4V137H3ZM5 138H7V137H5ZM8 138H9V136H8ZM8 138H7V139H8ZM17 138H18V137H17ZM20 138H21V136H20ZM23 138H24V136H23ZM26 138L29 139V137H26ZM36 138H37L36 136H35V139H34V137H33L34 141H36V142L39 141L38 139L41 140V138H38V139H36ZM45 138H46V137H45ZM97 138H98V137H97ZM116 138H117V137H116ZM138 138H139V136H138ZM144 138H145V137H144ZM9 139H10V138H9ZM13 139H15V138H13ZM24 139H25V138H24ZM31 139H32V138H31ZM31 139H29L28 141H30ZM263 139H264V138H263ZM2 140H5V139H2V138H1V141H2ZM11 140H12V139H11ZM20 140H21V139H20ZM47 140H48V139H47ZM141 140H142V139H141ZM210 140H211V139H210ZM18 141H19V139H18ZM18 141H16V143H19V142H20V141H19V142H18ZM28 141H27V142H28ZM34 141H31L30 144H32V142L34 143ZM84 141H85V140H84ZM93 141H95V139H94ZM122 141H123V140H122ZM138 141H139V140H138ZM227 141H228V140H227ZM261 141L263 142L264 140H261ZM2 142H3V141H2ZM8 142H9V141H8ZM24 142H25V141H24ZM36 142H35V143H36ZM95 142H96V141H95ZM95 142H93V143L96 144ZM101 142H103V141H101ZM200 142H201V141H200ZM228 142H229V141H228ZM21 143H22V141H21ZM35 143H34V144H35ZM39 143L42 144L41 141H40ZM88 143L90 144V141H89ZM93 143H92V144H93ZM99 143H100V141H99L97 144L99 145ZM142 143H143V141H142ZM203 143H204V142H203ZM206 143H207V142H206ZM209 143H210V142H209ZM209 143H208V144H209ZM2 144H3V143H2ZM25 144H27V143H25ZM25 144H24V145H25ZM30 144H28V146H29ZM40 144H38V146H39ZM85 144H86V143H85ZM94 144H93V146H94ZM101 144H102V143H101ZM123 144H124V143H123ZM136 144H137V143H136ZM146 144H147V143H146ZM199 144H200V143H199ZM12 145H13V144H12ZM24 145H22V146H23V149H24V148H28L27 146H24ZM138 145L140 146V144H138ZM138 145H137V146H138ZM142 145L144 146L145 144H144V143L141 144V147H142ZM0 146H1V144H0ZM2 146H3V145H2ZM2 146H1V147H2ZM4 146H5V144H4ZM30 146H31V145H30ZM36 146H37V145H36ZM51 146H52V145H51ZM87 146H88V144H87ZM93 146H92V147H93ZM99 146H100V145H99ZM102 146H103V145H102ZM102 146H101V148H102ZM104 146H105V145H104ZM209 146H210V145H209ZM263 146H264V145H263ZM11 147H12V146H11ZM11 147H10V149H11ZM14 147H15V145H14ZM14 147H13V148H14ZM17 147H18V146H17ZM17 147H16V149H17ZM42 147H43V146H42ZM42 147H40V148H42ZM89 147H91V144H90ZM145 147H146V146H145ZM150 147H151V146H150ZM210 147H211V146H210ZM3 148H4V147H3ZM5 148H6V147H5ZM8 148H9V147H8ZM8 148H6V149H8ZM20 148H21V146L19 147V149H20ZM32 148H34V147L32 146ZM32 148H31V149H32ZM43 148H44V147H43ZM85 148H86V147H85ZM101 148H100V149H101ZM103 148H104V147H103ZM103 148H102V151L104 152ZM105 148H107V146H106ZM135 148H136V146H135ZM135 148H134V151L132 150L134 153H135V151H138V150H135ZM0 149H1V148H0ZM34 149H35V148H34ZM87 149H88V148H87ZM95 149H96V148H95ZM98 149H99V148H98ZM121 149H122V148H121ZM132 149H133V147H132ZM136 149H137V148H136ZM138 149H139V148H138ZM141 149H142V148H141ZM4 150H5V149H4ZM4 150H2V151H4ZM12 150L14 151L15 149H12ZM24 150H25V149H24ZM24 150H23V151H24ZM93 150H94V149H93ZM205 150H206V148H205ZM7 151H8V150H7ZM16 151H17V150H16ZM18 151H19V150H18ZM20 151H22V150H20ZM23 151H22V152H23ZM27 151L30 152L31 150H29V148H28ZM87 151H88V150H87ZM87 151H86V153H87ZM89 151H91V150H89ZM132 151H131L130 155L132 154ZM194 151H195V150H194ZM263 151H264V150H263ZM0 152H1V150H0ZM25 152H26V151H25ZM25 152H24V153H25ZM32 152H33V151H32ZM32 152H31V153H32ZM36 152H37V150L35 151V154H36ZM39 152H40V150H39ZM45 152H47V151L45 150ZM96 152H97V151H96ZM99 152H100V151H99ZM107 152H109V151L107 150ZM115 152H116V151H115ZM122 152H123V151H122ZM197 152H198V151H197ZM199 152H200V151H199ZM233 152H234V151H233ZM9 153H10V152H9ZM9 153H8V154H9ZM27 153H28V152H26L25 154H23V155H24V158H25V155H27ZM82 153H83V152H82ZM88 153H89V152H88ZM88 153H87V154H88ZM136 153H137V152H136ZM229 153H230V152H229ZM251 153H252V152H251ZM1 154H3V153H1ZM4 154H7V153H4ZM15 154H16V153H15ZM18 154H19V153H18ZM18 154H16L17 157H18ZM29 154H30V153H29ZM41 154H42V151H41ZM44 154H45V153H44ZM91 154H93V152H92ZM94 154H95V153H94ZM94 154H93V156H94V157H97V156L94 155ZM98 154H99V153H98ZM107 154H108V153H107ZM115 154H119V153L116 152ZM205 154H206V153H205ZM207 154H208V153H207ZM263 154H264V153H263ZM20 155H21V156H20ZM20 155H19L20 158H22V154H20ZM32 155H33V157H34V153H33ZM37 155H39V154L37 153ZM42 155H43V154H42ZM46 155H48V153H47ZM81 155H82V154H81ZM89 155H90V154H89ZM109 155H110V154H109ZM109 155H108V158H109ZM121 155H122V154H121ZM127 155H128V154H127ZM130 155H128V156H130ZM133 155H134V154H133ZM194 155H195V154H194ZM258 155H259V154H258ZM1 156H2V155H1ZM1 156H0V157H1ZM6 156H7V155H6ZM10 156H11V155H10ZM29 156H31V155H29ZM39 156H40V155H39ZM43 156H44V155H43ZM99 156L101 157V155H99ZM205 156H206V155H205ZM234 156H235V155H234ZM2 157H3V156H2ZM4 157H5V156H4ZM35 157H36V156H35ZM46 157H47V156H46ZM87 157H88V155L86 156V158L83 156V159L85 158V159L87 160ZM89 157H91V156H89ZM89 157H88V159L90 160ZM111 157H112V156H111ZM113 157H114V156H113ZM123 157H124V156H123ZM132 157H133V156H131V160L133 159ZM199 157H200V156H198V158H199ZM201 157H202V156H201ZM221 157H222V156H221ZM15 158H16V157H15ZM29 158H30V157H29ZM44 158H45V156H44ZM108 158H107V159H108ZM125 158H127V157L125 156ZM224 158H225V157H224ZM228 158H230V157H228ZM256 158H258V157H256ZM0 159H1V158H0ZM3 159H5V158H3ZM6 159H8V158H6ZM6 159H5V160H6ZM9 159H10V158H9ZM9 159H8V162L13 163V160H12V161H11V160L9 161ZM16 159H17V158H16ZM16 159H14V162L16 161ZM30 159L32 160L33 158L31 157ZM30 159H29V161H30ZM36 159H37V161L35 160L36 163H34L35 161L33 160L34 162H33V161H32V162H33L34 164H33V163H30V164H32L31 166L29 165L27 169H23V171H24L23 173H24V175H25L24 177L27 176V178H28V180H29V182H30L31 184L37 182L38 176H36L35 173H36V171L38 170V168L40 169V167H43L42 163L44 162V160H43V162H42L41 156H40L39 158H36ZM45 159H46V158H45ZM85 159H84V160H85ZM92 159H93V158H92ZM102 159H103V158H102ZM111 159H112V158H111ZM118 159H119V158H118ZM120 159H122V158H120ZM120 159H119V160H120ZM128 159H130V157H128ZM215 159H216V158H215ZM231 159H232V157H231ZM18 160H19V159H18ZM18 160H17V161H18ZM26 160H27V163H28V162H29V161H28V158H27ZM86 160H85V161H86ZM96 160H97V159H96ZM96 160L93 159V161H95V162H96ZM100 160H101V158L99 159V161H100ZM104 160H105V159H104ZM122 160H123V159H122ZM122 160H120V161H122ZM197 160H200V159H197ZM205 160H207V159H205ZM216 160H217V159H216ZM229 160H230V159H229ZM233 160H234V159H233ZM233 160H232V161H233ZM263 160H264V156H263L262 161H263ZM6 161H7V160H6ZM22 161H23V158H22ZM24 161H25V160H24ZM24 161H23V162H24ZM90 161H91V160H90ZM93 161H92V162H93ZM97 161H98V160H97ZM111 161H112V160H111ZM116 161H117V158H116ZM194 161H195V160H194ZM2 162H4V161H2ZM2 162H1V164L3 165ZM8 162H7V163H8ZM19 162H20V161H19ZM23 162H22V163H23ZM87 162H88V160H87ZM100 162H102V161H100ZM113 162H114V161H113ZM135 162H136V161H135ZM197 162H198V161H197ZM207 162H208V161H207ZM228 162H229V161H228ZM234 162H235V161H234ZM237 162H238V161H237ZM257 162H258V161H257ZM257 162H256V163H257ZM7 163H6V164H7ZM22 163H21V164H22ZM25 163H26V161L24 162V164H25ZM47 163H48V161H47ZM96 163H97V162H96ZM108 163H109V162H108ZM110 163H111V162H110ZM114 163H115V162H114ZM114 163H113V164H114ZM117 163H119V162H117ZM128 163H129V162H128ZM137 163H138V162H137ZM208 163H209V162H208ZM212 163H213V162H212ZM212 163H210V164H212ZM219 163H220V162H219ZM247 163H248V162H247ZM1 164H0V166H1ZM4 164H5V163H4ZM6 164H5V165H6ZM15 164H16V163H15ZM18 164H19V163H18ZM18 164H17V165H18ZM21 164H19V165H21ZM45 164H46V163H45ZM86 164H87V163H86ZM89 164H91V163H89ZM98 164H99V162H98ZM98 164H97V165H98ZM113 164H112V165H113ZM123 164H124V163H123ZM130 164H133V165H134V163H132L131 161H130ZM130 164H128V165L131 166ZM213 164H214V163H213ZM215 164H216V163H215ZM253 164H254V163H253ZM5 165L2 166V167L4 168ZM12 165H13V164H12ZM12 165H9V167H11V168H9V173H10V170L13 169V166H12ZM41 165H42V166H41ZM102 165H103V164H102ZM117 165H118V164H117ZM133 165H132V167H133ZM197 165H198V164H197ZM207 165H208V164H207ZM14 166H15V165H14ZM46 166H48V165H46ZM88 166H89V165H88ZM93 166H94V164H93ZM129 166H128V167H129ZM217 166H218V165H217ZM217 166H216V167H217ZM227 166H228V164H227ZM17 167H19V166H17ZM108 167H110L109 164H108L107 168H108ZM113 167H114V165H113ZM117 167H118V166H117ZM132 167H131V168H132ZM136 167H137V166H136ZM211 167H212V165H211ZM233 167H234V166H233ZM242 167H243V166H242ZM255 167H256V166H255ZM7 168H8V165H7ZM19 168H20V167H19ZM25 168H26V167H25ZM48 168L52 169V166H50V167H48ZM93 168H94V167H93ZM110 168H112V167H110ZM115 168H116V167H115ZM123 168H124V167H123ZM131 168H129L127 171H130ZM208 168H209V165H208ZM228 168H229V167H228ZM240 168H241V167H240ZM14 169H15V167H14ZM16 169H17V168H16ZM16 169H15V170H16ZM41 169H42V168H41ZM41 169H40V170H41ZM44 169H46L45 166H44ZM101 169H102V168H101ZM117 169L120 170L121 168L119 167V168H117ZM133 169H135V168H133ZM198 169H199V168H198ZM210 169H211V168H210ZM230 169H231V168H230ZM258 169H259V168H258ZM258 169H257V170H258ZM261 169H262V168H260V170H261ZM0 170H1V168H0ZM18 170H19V169H18ZM40 170H39V172H40ZM48 170H49V169H48ZM99 170H100V169H99ZM112 170H114V169H112ZM115 170H116V169H115ZM195 170H196V169H195ZM222 170H223V169H222ZM235 170H236V169H235ZM235 170H234V171H235ZM11 171H12V170H11ZM42 171H44V170H42ZM82 171H83V170H82ZM103 171H104V169L102 170V172H103ZM108 171H110V170H108ZM108 171H107V172H108ZM120 171H121V170H120ZM127 171H126V173H127ZM225 171H226V170H225ZM240 171H241V170H240ZM263 171H264V169H263ZM48 172H49V171H48ZM51 172L53 173V171H51ZM94 172H95V171H94ZM110 172H112V171H110ZM132 172H133V171H132ZM230 172H231V171H230ZM261 172H262V171H261ZM2 173L4 174V172H2ZM14 173H15V172H14ZM16 173H17V172H16ZM19 173H20V171H19ZM19 173H18V174H19ZM23 173H21V174L23 175ZM40 173H41V172H40ZM42 173H43V172H42ZM44 173H45V171H44ZM82 173H83V172H82ZM113 173H114V172H113ZM119 173H120V172H119ZM135 173H136V172H135ZM197 173H198V172H197ZM246 173H247V172H246ZM259 173H260V172H259ZM12 174H13V173H12ZM18 174H17V176H18ZM38 174H39V173L37 172V175H38ZM88 174H89V173H88ZM98 174H99V172H98ZM121 174H122V171H121ZM121 174H120V175H121ZM124 174H125V173H124ZM129 174H130V172H129ZM233 174H234V173H233ZM242 174H243V173H242ZM261 174H262V173H261ZM5 175H6V174H5ZM5 175H4V176H5ZM10 175H11V174H10ZM15 175H16V174H15ZM19 175H20V174H19ZM40 175H41V174H40ZM50 175H51V174H50ZM72 175H73V174H72ZM86 175H87V174H86ZM103 175H104V174H103ZM109 175H110V174H109ZM112 175L114 176L115 174H112ZM116 175H117V174H116ZM122 175H123V174H122ZM127 175H128V174H127ZM234 175H235V174H234ZM237 175H238V174H237ZM244 175H245V173H244ZM0 176H1V175H0ZM7 176H8V175H7ZM17 176H16V177H12V175H11L12 178H9V179L6 180V181L4 180V181H5V182H3L4 184H2V183H1L2 185L0 184V185L2 186V187H1L2 189L0 188V189L2 190V191H0V196H1L0 198L2 199V201H3L5 204H11V203H13L12 205H15L16 199H18V196L21 195L20 193L23 191V189H22L21 187H20V188L22 189V191H21V189H18L19 185H20V186H22V185L19 184V183H20V182H19V179H20V178L17 179V178H18ZM70 176H71V175H70ZM136 176H137V175H136ZM235 176H236V175H235ZM235 176H234V177H235ZM245 176L247 177V175H245ZM260 176H261V175H260ZM5 177H6V176H5ZM19 177H20V176H19ZM21 177H22V176H21ZM24 177H23V178H24ZM44 177H45V176H44ZM48 177H49V176H48ZM54 177L57 178L56 175H54ZM125 177H126V175H125L123 178H125ZM263 177H264V173H263ZM1 178H2V177H1ZM23 178H21V179L23 180ZM41 178H42V177H41ZM49 178H50V177H49ZM115 178H118V175H117V177L115 176L113 179L115 180ZM127 178H129V177H127ZM254 178H255V177H254ZM261 178H262V177H261ZM5 179H7V177H6ZM24 179H25V178H24ZM43 179H44V178H43ZM99 179H100V178H99ZM113 179H111V180H113ZM119 179H120V178H119ZM121 179H122V178H121ZM125 179H126V178H125ZM216 179H217V178H216ZM224 179H225V178H224ZM232 179H233V178H232ZM235 179H236V178H235ZM243 179H244V178H243ZM247 179H249V178H247ZM1 180H2V179H0V182H1ZM45 180H46V179H45ZM45 180H44V181H45ZM111 180H110V181H111ZM114 180H113V181H114ZM182 180H183V179H182ZM194 180H195V179H194ZM238 180H239V179H238ZM262 180H263V179H262ZM20 181H21V180H20ZM38 181H40V178L38 179ZM50 181H51V180H50ZM52 181H53V180H52ZM52 181H51V182H52ZM57 181H58V180H57ZM67 181H68V180H67ZM89 181H90V180H88V182H89ZM103 181H105V180H103ZM125 181H126V180H125ZM125 181H124V182H125ZM239 181H240V180H239ZM21 182H24V183L27 182V183H25L24 185H27V184L29 185L28 181H26V180H25V181H21ZM45 182H46V181H45ZM65 182H66V181H65ZM68 182L70 183V180H69ZM68 182H66V184H67ZM77 182H78V180H77ZM88 182H87V183H88ZM181 182H182V181H181ZM230 182H231V181H230ZM41 183H42V182H41ZM41 183H40V185H41ZM97 183L99 184L98 181H97ZM102 183H103V182H102ZM110 183H113V182H109V184H110ZM194 183H195V182H194ZM226 183H227V182H226ZM226 183H225V185H226ZM235 183H238V182H236V180H235ZM240 183H241V182H240ZM22 184H23V183H22ZM35 184H36V183H35ZM35 184H34V185H35ZM37 184H38V183H37ZM42 184H44V182H43ZM47 184H48V182H47ZM49 184H50V183H49ZM52 184H53V183H52ZM57 184H58V185H57ZM57 184H56V185L59 187V183H57ZM88 184L91 185L90 183H88ZM98 184H97V185H98ZM103 184H104V183H103ZM109 184H108V185H109ZM119 184H120V183H119ZM222 184H223V186H225L224 183H222ZM230 184H232V183H230ZM238 184H239V183H238ZM241 184H242V183H241ZM262 184H263V183H262ZM24 185H23V186H24ZM28 185H27V186H28ZM77 185H78V184H77ZM80 185H81V184H80ZM100 185L102 186V184H100ZM112 185H113V184H112ZM112 185H110V186L112 187ZM116 185H117V183H116ZM181 185H182V184H181ZM213 185H215V184H213ZM235 185H237V184H235ZM259 185H260V184H259ZM27 186H26V188L29 187V186H28V187H27ZM32 186H33V185H32ZM35 186H36V185H35ZM64 186H65V185H64ZM68 186H70V185H68ZM68 186H67V188H68ZM85 186H86V185H85ZM122 186H123V185H122ZM187 186H188V185H187ZM237 186H239V185H237ZM243 186H244V185H243ZM262 186H263V185H262ZM30 187H31V186H30ZM39 187H40V186H39ZM43 187H44V186H42V188H43ZM50 187H51V186H50ZM80 187H81V186H80ZM82 187H83V186H82ZM82 187H81V188H82ZM103 187L105 188L106 186L103 185ZM107 187H108V186H107ZM107 187H106V188H107ZM113 187H114V186H113ZM118 187H120V186L118 185ZM191 187H192V186H191ZM244 187H245V186H244ZM246 187H247V186H246ZM259 187H260V186H259ZM259 187H257V188H259ZM23 188H24V187H23ZM26 188H24V189H26ZM33 188H34V187H33ZM40 188H41V187H40ZM45 188H46V187H45ZM56 188H57V187H56ZM59 188H60V187H59ZM67 188H66V189H67ZM83 188H84V187H83ZM104 188H101V189H104ZM186 188H188V187H186ZM224 188H225V187H224ZM247 188H248V187H247ZM46 189H48V188H46ZM57 189H58V188H57ZM57 189H56V190H57ZM93 189H95V188H93ZM114 189H115V188H114ZM125 189H126V188H125ZM128 189H129V188H128ZM181 189H182V188H181ZM193 189H194V188H193ZM193 189H192V190H193ZM225 189H226V188H225ZM225 189H224V190H225ZM261 189H263V187H262ZM26 190L28 191L29 189H26ZM26 190H24V191H26ZM31 190H32V188L30 189L29 192H31ZM33 190H34V189H33ZM38 190H39V189H38ZM42 190H43V189H42ZM56 190H55V192H56L57 195H58V192H60V191L57 192ZM60 190H61V188H60ZM63 190H64V189H63ZM63 190H61V191H63ZM96 190H97V189H96ZM98 190H100L99 187H98ZM98 190H97V192H96V191H93L91 194H89V190H87V191H88V194H89L90 196H92V194H93L94 192L97 193V194H99V193H98ZM115 190H116L115 192H112V191H111V192H112L113 194H114V193L116 194V193H117V190H119V189H115ZM186 190H187V189H186ZM241 190H242V189H241ZM245 190H246V189H245ZM24 191H23V192H24ZM27 191H26V193H28ZM39 191H41V190H39ZM87 191H85V193H86ZM101 191H102V190H101ZM121 191H123V190L121 189L120 192H121ZM230 191H231V190H230ZM233 191H234V190H233ZM242 191H243V190H242ZM250 191H251V190H250ZM258 191H259V189H258ZM263 191H264V190H263ZM49 192H50V191H49ZM52 192H53V191H52ZM52 192H51V193H52ZM67 192H68V191H67ZM79 192H80V191H79ZM82 192H83V191H82ZM90 192H91V191H90ZM165 192H166V191H165ZM183 192H184V191H183ZM223 192H224V191H223ZM237 192H238V191H237ZM239 192H241V191H239ZM261 192H262V190H261ZM34 193H35V192H34ZM34 193L31 192V194H34ZM44 193H45V192H44ZM60 193H61V192H60ZM85 193H84V194H85ZM100 193H101V192H100ZM104 193H105V192H104ZM108 193H109V192H107V195H108ZM112 193H111V194H112ZM118 193H119V192H118ZM118 193H117V195H119ZM193 193H194V192H193ZM248 193H250V192H248ZM37 194H38V193H37ZM47 194H48V193H47ZM81 194H82V193H81ZM102 194H103V192L101 193V195H102ZM111 194H110V195H111ZM194 194H195V193H194ZM194 194H193V195H194ZM222 194H223V193H222ZM224 194H225V193H224ZM230 194H231V193H230ZM237 194H239V193H237ZM242 194H243V193H242ZM39 195H40V193H39ZM42 195H43V194H42ZM42 195H41V197H42ZM45 195H46V194H45ZM61 195H63V194H61ZM105 195H106V194H105ZM110 195H109L108 197H111V196H112V195H111V196H110ZM181 195H182V193H181ZM193 195H192V196H193ZM227 195H228V194H227ZM231 195H232V194H231ZM262 195H263V193H262ZM22 196H24V194H23ZM26 196H27V194L25 195V197H26ZM28 196H29V195H28ZM32 196H36V193H35V195H32ZM32 196L30 195V197H32ZM50 196L52 197V194L49 195V198H50ZM54 196H55V198L58 199V197H56V195H53V198H54ZM64 196H65V194L63 195V199L66 198V197H64ZM79 196H80V195H79ZM81 196H83V195H81ZM86 196H88V195H86ZM94 196H96V194H95ZM98 196H99V195H98ZM114 196H115V195H114ZM120 196H121V195H120ZM235 196H237V195L235 194ZM248 196H250V195H248ZM25 197H24V198H25ZM44 197H45V196H44ZM47 197H48V196H47ZM67 197H69V196L67 195ZM180 197H181V196H180ZM251 197H252V196H251ZM20 198H21V197L19 196V199H20ZM36 198H38V197L36 196ZM55 198H54V199H55ZM79 198H80V197H79ZM90 198H91V197H90ZM92 198H93V197H92ZM115 198H116V197H115ZM118 198H119V197H118ZM193 198H194V197H193ZM193 198H192V199H193ZM219 198H220V197H219ZM224 198H225V197H224ZM252 198H254V197H252ZM258 198H259V197H258ZM13 199L15 200V202H11ZM19 199H18V202H17V203H21V202L23 201V200H22V201L20 200L21 202H19ZM29 199H31V198H29ZM29 199H26V200H29ZM38 199H39V198H38ZM38 199H37V200H38ZM45 199H46V198H45ZM54 199H53V201H52L53 204L55 203ZM60 199L62 200V197H61V196H60ZM67 199H68V198H67ZM69 199H70V198H69ZM73 199H75V198H73ZM82 199H84V197H83ZM87 199H88V198H87ZM95 199H96V198H94V200H95ZM116 199H117V198H116ZM116 199H114V200H116ZM122 199H123V198H122ZM231 199H232V198H231ZM244 199H245V198H244ZM249 199H250V197H249ZM263 199H264V198H262V200H263ZM24 200H25V199H24ZM32 200H33V199H31V202H32ZM49 200H52V199H49ZM55 200H56V199H55ZM71 200H72V199H71ZM71 200H70V202H71ZM77 200H78V199H77ZM77 200H76V201H77ZM80 200H81V198H80ZM85 200H86V198H85ZM94 200H93V201H94ZM232 200H233V199H232ZM234 200H235V199H234ZM245 200H246V199H245ZM256 200H258V199H256ZM262 200H261V201H262ZM2 201H1V202H2ZM35 201H36V199H35ZM35 201H33L34 204H35ZM39 201H40V200H39ZM46 201H47V200H46ZM56 201L58 202V200H56ZM78 201H79V200H78ZM88 201H90V199H89V200H86V202H88ZM91 201H92V199H91ZM105 201H106V197H104L103 195H102L101 197L99 196V198H98L97 200H95V202H93L91 205H88V206L91 207V210H89L90 207H88V210L90 211V213L87 212V211H88L87 208L85 209V210H87V211H86V214L88 213V214H87V217H88V215L90 214V217H89V218H91V222H93V225H94V224H97V229H96V231H94L93 236H91V238H90L91 241H90L89 249L92 248L93 245L95 244V242H96L98 239H100L101 236H102V230H101V227H100V226H101L102 219H105V217L112 215V213H113L112 211H116V209L114 210V208H113L112 211H111L110 208H106L105 206L107 205V203H106ZM179 201H180V200H179ZM179 201H178V202H179ZM218 201H219V200H218ZM228 201H229V199H228ZM237 201H239V199H238ZM240 201H241V200H240ZM248 201H249V200H248ZM263 201H264V200H263ZM23 202H26V201H23ZM27 202H28V201H27ZM29 202H30V201H29ZM31 202H30L29 204L32 205ZM42 202H43V200L41 199V208H42V207H45V206L42 204ZM47 202H48V201H47ZM65 202H66V201H65ZM68 202H69V200H67V204H68ZM73 202H75V201H73ZM73 202H72V203H73ZM80 202H81V201H80ZM86 202H85V203H86ZM110 202H111V201H109V203H110ZM112 202H114V201H112ZM117 202H118V201H117ZM117 202H116V204L114 203L116 206H117ZM120 202H121V201H119V203H120ZM232 202H233V201H232ZM17 203H16V204H17ZM38 203H39V202H38ZM49 203H50V202H48V204H49ZM59 203H60V201H59ZM62 203H63V201H62ZM62 203H61V204H62ZM75 203H77V202H75ZM83 203H84V202H83ZM88 203L90 204L91 202H88ZM88 203H86V204H84V205H87ZM119 203H118V204H119ZM245 203H247V202H245ZM254 203H255V202H254ZM260 203H261V202H260ZM262 203H264V202H262ZM23 204L27 206V203H26V204H25V203H21V205H23ZM39 204H40V203H39ZM50 204H51V203H50ZM50 204H49V205H50ZM56 204H58V203H56ZM78 204H79V202H78ZM112 204H113V203H112ZM112 204H110V205H112ZM215 204H216V203H215ZM241 204H242V203H241ZM241 204H240V205H241ZM2 205H3V204H2ZM17 205H19V204H17ZM21 205H20V206H21ZM24 205H23V206H24ZM45 205H47V203H45ZM54 205H55V204H54ZM68 205H69V204H68ZM79 205H80V204H79ZM115 205H114V206H115ZM223 205H224V204H223ZM230 205H231V204H230ZM232 205H233V204H232ZM247 205H248V204H247ZM247 205H246V206H247ZM255 205H256V204H255ZM263 205H264V204H263ZM263 205H259V206H262V211L259 209V210L261 211V220H262V221L259 220V222H260V221L263 222V223L260 222L261 224H264V206H263ZM10 206H11V205H9V208H7V210H8V209L10 210ZM23 206L21 207V209L23 208ZM34 206H36V205H34ZM34 206H33V207H34ZM47 206H48V205H47ZM58 206H60V205L58 204ZM62 206H63V204H62ZM71 206H72V205H71ZM73 206H74V205H73ZM75 206H78V205L75 204ZM108 206H109V205H108ZM235 206H236V205H235ZM0 207H1V206H0ZM13 207H15V206H13ZM13 207H12V208H13ZM18 207H19V206H18ZM18 207H17V208H18ZM52 207H53V205H52ZM64 207H66V206L64 205ZM67 207H68V206H67ZM80 207H82V206H80ZM112 207H113V205H112ZM189 207H191V206H189ZM5 208H6V207H5ZM5 208H4V210H5ZM24 208H25V207H24ZM57 208H59V207H57ZM60 208H61V207H60ZM68 208H69V207H68ZM73 208H74V207H72L71 209H73ZM233 208H234V207H233ZM236 208H237V207H236ZM238 208H239V207H238ZM241 208H242V207H241ZM35 209H36V208H35ZM47 209H48V207H47ZM62 209H67V208H62ZM62 209H61V210H62ZM71 209H70V210H71ZM77 209H78V208H76V210H77ZM81 209H82V208H81ZM109 209H110V210H109ZM190 209H191V208H190ZM251 209H252V208H251ZM2 210H3V209H2ZM7 210H5V211H7ZM14 210H15V208H14ZM16 210H18V209H16ZM30 210H31V209H30ZM38 210H39V209H38ZM44 210H46V208H45ZM48 210H49V209H48ZM48 210H46V211H48ZM57 210H59V209H57ZM57 210H55L56 212L54 211V212L56 213V214L53 215L54 217H56L55 215H57V213H58ZM61 210H59V211H61ZM82 210H83V209H82ZM82 210H81V212H80V217H81V214H82V216L85 217L86 214H84L85 212L83 213ZM85 210H84V211H85ZM214 210H215V209H214ZM223 210H225V209H223ZM246 210H247V209H246ZM248 210H249V209H248ZM11 211L13 212V209H12ZM11 211L9 212V213H10L9 215L14 214V213L11 214ZM20 211H21V210L19 209V212H20ZM25 211H26V209H25ZM32 211H33V210H32ZM41 211H43V210H41ZM41 211H40V212H41ZM49 211H50L51 213L53 212V210H52V211L49 210ZM63 211H64V210H63ZM63 211H62V212H63ZM65 211H66V210H65ZM71 211H72V210H71ZM78 211H79V210H78ZM186 211H187V210H186ZM217 211H218V210H217ZM238 211H239V209H238ZM251 211H252V210H251ZM255 211H256V210H255ZM14 212H18V211H14ZM19 212H18V213H19ZM26 212H27V211H26ZM44 212H45V211H44ZM54 212H53V213H54ZM62 212H61V213H62ZM111 212H112V213H111ZM226 212H228V211L226 210ZM257 212H258V211H257ZM5 213H7V212H5ZM28 213H29V212H28ZM30 213H31V212H30ZM42 213H43V212H42ZM47 213H48V212H47ZM73 213H74V212H73ZM75 213H76V212H75ZM114 213H115V212H114ZM250 213H251V212H250ZM3 214H4V213H3ZM7 214H8V213H7ZM26 214H27V213H26ZM31 214H32V213H31ZM45 214H46V213H45ZM45 214H44V215H45ZM48 214H49V213H48ZM254 214H256V213H254ZM20 215H21V214H20ZM22 215H23V214H22ZM22 215H21V217H22ZM35 215H36V214H35ZM35 215L33 214V216H35ZM37 215H38V214H37ZM40 215H41V213H40ZM44 215H42V219H44V218H43ZM46 215H47V214H46ZM49 215H50V214H49ZM59 215H60V214H59ZM67 215H68V213H67ZM257 215H258V214H257ZM3 216H4V215H3ZM6 216H7V215H6ZM14 216H15V215H14ZM14 216H13V217H14ZM17 216H18V215H17ZM51 216H52V215H50V217H51ZM57 216H58V215H57ZM73 216H74V215H73ZM75 216H76V215H75ZM0 217H1V216H0ZM10 217H11V216H10ZM10 217H9V219H10ZM13 217H12V218H13ZM15 217H16V216H15ZM18 217H19V216H18ZM29 217H30V215L28 214V217H27V218H29ZM44 217H45V216H44ZM66 217H67V216H66ZM256 217H257V216H256ZM19 218H20V217H19ZM33 218H35V217H33ZM37 218H38V216H37ZM45 218H47V216H46ZM48 218H49V217H48ZM48 218H47V219H48ZM52 218H53V217H52ZM57 218H58V217H57ZM68 218H69V216H68ZM68 218L66 219L67 221L70 220V219H71V220L73 219L72 217H71L70 219H68ZM74 218H75V217H74ZM78 218H79V217H78ZM9 219H8V220H9ZM16 219H17V217H16ZM24 219H25V218H24ZM30 219H31V218H30ZM40 219H41V218H40ZM42 219H41V220H42ZM54 219H55V218H54ZM54 219H53V220H54ZM63 219H64V218H63ZM82 219H84V218L82 217ZM82 219H81V220H82ZM86 219H88V218H86ZM11 220H12V219H11ZM18 220H19V219H18ZM18 220H17V221H18ZM53 220H50V221H53ZM66 220H65V221H66ZM71 220H70V221H71ZM88 220H89V219H88ZM0 221H2V220H0ZM24 221H25V220H24ZM27 221H28V219H27ZM29 221H31V220H29ZM36 221H37V220H36ZM38 221H39V220H38ZM42 221H43V220H42ZM44 221H45V219H44ZM48 221H49V219H48ZM50 221H49V222H50ZM74 221H75V220H74ZM83 221H84V220H83ZM184 221H186V220H184ZM13 222L16 223L15 220H14ZM25 222H26V221H25ZM32 222H34V220H33ZM39 222H40V221H39ZM39 222H38V224H39ZM61 222H62V221H61ZM86 222H88V221L86 220ZM4 223H5V222H4ZM4 223H3V224H4ZM15 223H14V224H15ZM26 223H27V222H26ZM44 223H45V222H44ZM44 223H43V224H44ZM46 223H48V222H46ZM55 223H56V222H55ZM63 223H65V222H63ZM68 223H69V221H68ZM68 223H66V224H68ZM74 223H76V222H74ZM255 223H256V222H255ZM0 224H1V223H0ZM10 224H11V223H10ZM12 224H13V223H12ZM16 224H17V223H16ZM16 224H15V225H16ZM27 224H28V223H27ZM33 224H34V223H33ZM38 224L33 225V226H37ZM40 224H41V222H40ZM48 224H49V223H48ZM51 224H53V222H51ZM59 224H60V223H59ZM84 224H85V222H84ZM86 224H87V223H86ZM19 225H20V224H19ZM53 225H54V224H53ZM53 225H51V227H52ZM55 225H57V223H56ZM55 225H54V226H55ZM60 225H61V224H60ZM26 226H28V225H26ZM29 226H30V225H29ZM29 226H28V227H29ZM43 226H45V225H43ZM58 226H59V225H58ZM62 226H63V224L61 225V227H62ZM66 226H67V225H66ZM85 226H86V225H85ZM87 226H88V224H87ZM258 226H259V224H258ZM41 227H42V224H41ZM48 227H49V225H48ZM55 227H56V226H55ZM61 227H60V228H61ZM73 227H74V226H73ZM83 227H84V226H83ZM262 227H264V226L262 225ZM30 228H31V227H30ZM38 228H39V227H38ZM38 228H37V229H38ZM45 228H47V226H46ZM52 228H53V227H52ZM56 228H57V227H56ZM56 228H55V229H56ZM60 228H58V229H60ZM64 228H65V224H64ZM42 229H44V228H42ZM53 229H54V228H53ZM61 229H62V228H61ZM61 229H60V230H61ZM93 229H94V228H93ZM3 230H4V229H3ZM12 230H13V229H12ZM29 230H30V229H29ZM32 230H33V228H32ZM32 230H31V231H32ZM46 230H48V229H46ZM94 230H95V229H94ZM263 230H264V229H263ZM181 231H182V230H181ZM10 232H12V231H10ZM40 232H41V231H40ZM40 232H38V234H40ZM49 232H52V231L49 230ZM53 232H54V231H53ZM41 233H42V232H41ZM7 234H8V232H7ZM7 234H6V237H7ZM42 234L46 235L45 233H42ZM42 234H41V237H42V236L44 237V235H42ZM190 234H191V233H190ZM203 234H204V233H203ZM13 235H14V233H13ZM263 235H264V233H263ZM0 236H1V235H0ZM9 236H10V235H9ZM9 236H8V237H9ZM48 236H49V235H48ZM185 236H186V235H185ZM201 236H202V234H201ZM8 237H7V238H8ZM10 237H11V236H10ZM198 237H199V236H198ZM204 237H206V235H204ZM261 237H262V236H261ZM188 238H189V237H188ZM194 238H196V237H194ZM202 238H203V237H202ZM211 238H212V237H211ZM263 238H264V237H263ZM73 239H74V238H73ZM85 239H86V238H85ZM102 239H103V236H102ZM102 239H100V240H102ZM186 239H187V238H186ZM206 239H207V238H206ZM1 240H2V239H1ZM7 240H8V239H7ZM9 240H10V239H9ZM178 240H179V239H178ZM189 240H190V239H189ZM189 240H188V241H189ZM202 240H203V239H202ZM202 240H200V241H202ZM210 240H211V239H210ZM210 240H209V241H210ZM49 241H50V240H49ZM68 241H69V240H68ZM104 241H105V240H104ZM104 241H103V242H104ZM180 241H181V240H180ZM193 241H194V240H193ZM209 241H208V242H209ZM8 242H9V241H8ZM97 242H98V241H97ZM100 242H101V241H100ZM204 242H205V241H204ZM69 243H70V241H69ZM71 243H73V242H71ZM78 243H79V242H78ZM184 243H185V242H184ZM194 243H195V242H194ZM2 244H3V243H2ZM2 244H1V245H2ZM96 244H97V243H96ZM198 244H199V243H198ZM203 244H204V243H203ZM9 245H10V244H9ZM48 245H49V244H48ZM69 245H70V244H69ZM102 245H103V244H101V247H102ZM172 245H173V243H172ZM195 245H196V244H195ZM263 245H264V244H263ZM10 246H11V245H10ZM40 246H42V245H40ZM94 246H95V245H94ZM105 246H106V245H105ZM107 246H108V245H107ZM175 246H176V245H175ZM175 246H174V247H175ZM72 247H73V246H72ZM97 247H98V246H97ZM97 247H94V248H97ZM101 247H100V248H101ZM174 247H173V248H174ZM235 247H237V246H235ZM238 247H242V248H243V246H238ZM244 247H245V250H244V249H240V248H239V249H237V248L235 249V248L233 247V248H234V249L232 250L233 255H231V256H232V258H230L231 261L228 262V263H230V264H264V246H263V247H260V246L257 247V246H256L257 248H256V247H253V249H251L250 246H248L250 249H249V248L246 249V246H244ZM105 248H106V247H105ZM221 248L224 249L223 247H218V246H201V245H200V246H181V247H176V248H175L176 250L174 249V251H176L177 253L175 252V254H174V253L172 252V254H171V255H172V263H171V264H226L227 262L225 263V262L222 261V260H224V259H222V258H223V254L226 253V252H223L224 250H221ZM227 248H228V247H227ZM229 248H230V247H229ZM78 249H79V248H78ZM170 249H171V246H170ZM248 249H249V250H248ZM75 250H76V249H75ZM81 250H82V249H81ZM87 250H88V248H87ZM97 250H98V249H97ZM102 250H103V249H102ZM227 250H229V249H227ZM67 251H68V250H67ZM169 251H171V250H169ZM172 251H173V249H172ZM225 251H226V249H225ZM1 252H2V251L0 250V253H1ZM7 252H8V251H7ZM7 252H6V253H7ZM31 252H32V251H31ZM33 252H34V251H33ZM35 252H36V251H35ZM94 252H95V251H94ZM99 252H100V251H99ZM6 253H4V254H6ZM9 253H10V252H9ZM9 253H8V254H9ZM86 253L89 254V252H86ZM86 253H85V254H86ZM97 253H98V252H97ZM102 253H103V251H102ZM169 253H170V252H169ZM10 254H11V253H10ZM36 254H37V252H36ZM36 254H35V255H36ZM67 254H68V253H67ZM100 254H101V253H100ZM105 254H106V253H105ZM228 254H230V253H228ZM1 255H2V254H1ZM1 255H0V256H1ZM46 255H47V254H46ZM76 255H77V254H75V256H76ZM80 255H81V254H80ZM83 255H84V254H83ZM92 255L94 256V254H92ZM95 255H98V254H96V252H95ZM48 256H49V254H48ZM66 256H67V255H66ZM72 256H73V255H72ZM77 256H78V255H77ZM84 256H85V255H84ZM89 256H90V255H89ZM89 256H88L87 258H89ZM93 256H90V257H93ZM168 256H169V255H168ZM176 256H177V257H176ZM178 256H179V257H178ZM26 257H27V256H26ZM36 257H37V256H36ZM39 257H40V256H39ZM50 257H52V256L50 255ZM81 257H82V256H81ZM81 257H80V258L78 257V258L81 259ZM96 257H97V256H96ZM96 257H95V258H96ZM101 257H102V256H101ZM32 258H33V257H32ZM32 258H31V259H32ZM44 258H45V257H44ZM46 258H48V257H46ZM52 258H53V257H52ZM87 258H86V259H87ZM95 258L93 257L92 259H94V260H96V261L92 260L91 258H90V259L96 263V262H97V259H95ZM98 258H99V255H98ZM35 259H36V258H35ZM38 259H39V258H38ZM56 259H57V258H56ZM76 259H77V257H76ZM86 259H85V260H86ZM100 259H101V258H100ZM25 260H26V258H25ZM85 260H84V261H85ZM28 261H29V260H28ZM36 261H37V260H36ZM13 262H14V261H13ZM33 262H34V261H33ZM40 262H41V261H40ZM74 262H75V261H74ZM86 262H87V261H86ZM89 262H90V260H89ZM98 262H99V260H98ZM5 263H6V262H5ZM5 263H4V264H5ZM16 263H17V262H16ZM44 263H45V261H44ZM109 263H110V262H109ZM109 263H108L107 256H103V259L99 262V264H109ZM11 264H12V263H11ZM13 264H14V263H13ZM31 264H32V260H31ZM45 264H46V263H45ZM68 264H69V263H68ZM87 264H88V263H87ZM96 264H97V263H96ZM117 264H118V263H117ZM169 264H170V263H169Z\"/></svg>","mask_w":264,"mask_h":264}]
</instances>
